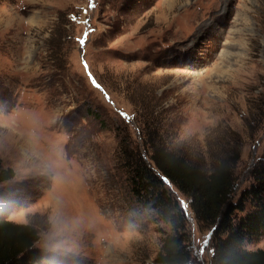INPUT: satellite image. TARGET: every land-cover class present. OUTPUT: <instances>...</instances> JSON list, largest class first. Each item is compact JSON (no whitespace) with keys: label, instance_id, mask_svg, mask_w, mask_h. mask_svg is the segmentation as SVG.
<instances>
[{"label":"rangeland","instance_id":"rangeland-1","mask_svg":"<svg viewBox=\"0 0 264 264\" xmlns=\"http://www.w3.org/2000/svg\"><path fill=\"white\" fill-rule=\"evenodd\" d=\"M165 3L0 0V163L15 173L0 216L37 230L43 264L153 263L168 228L132 196L126 147L160 139L206 165L238 152L234 201L264 166V0ZM164 182L209 264L212 230Z\"/></svg>","mask_w":264,"mask_h":264},{"label":"trees","instance_id":"trees-1","mask_svg":"<svg viewBox=\"0 0 264 264\" xmlns=\"http://www.w3.org/2000/svg\"><path fill=\"white\" fill-rule=\"evenodd\" d=\"M144 145L143 152L126 147L123 154L132 196L168 228L152 264L194 263L185 214L164 181L187 199L199 228L212 230L209 264H264L263 249L246 248L264 231L263 165L252 171L251 185L234 201L238 152H224L206 165L177 155L160 139L146 140ZM14 176L11 168L0 163V184ZM37 240L33 226L0 216V264H43L44 253L35 247Z\"/></svg>","mask_w":264,"mask_h":264},{"label":"clouds","instance_id":"clouds-1","mask_svg":"<svg viewBox=\"0 0 264 264\" xmlns=\"http://www.w3.org/2000/svg\"><path fill=\"white\" fill-rule=\"evenodd\" d=\"M44 163H46L52 171H55L58 167L55 161L48 162L44 160ZM49 222L57 236L62 235L68 229V222L62 218L59 210L53 211L52 215L49 217Z\"/></svg>","mask_w":264,"mask_h":264},{"label":"snow or ice","instance_id":"snow-or-ice-1","mask_svg":"<svg viewBox=\"0 0 264 264\" xmlns=\"http://www.w3.org/2000/svg\"><path fill=\"white\" fill-rule=\"evenodd\" d=\"M85 35H87V33ZM79 43L81 44V46H83L85 41L84 40H80ZM85 69L87 70V64H85ZM92 82H93L94 86H96L97 88L100 87L98 84H96L95 80H93ZM124 115H125L124 113H121V116H124Z\"/></svg>","mask_w":264,"mask_h":264},{"label":"bare ground","instance_id":"bare-ground-1","mask_svg":"<svg viewBox=\"0 0 264 264\" xmlns=\"http://www.w3.org/2000/svg\"><path fill=\"white\" fill-rule=\"evenodd\" d=\"M169 1V4L168 3H165V6L167 9L171 10L173 8V5H172V2L174 0H168ZM242 19H244V17H242Z\"/></svg>","mask_w":264,"mask_h":264}]
</instances>
